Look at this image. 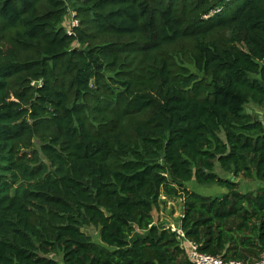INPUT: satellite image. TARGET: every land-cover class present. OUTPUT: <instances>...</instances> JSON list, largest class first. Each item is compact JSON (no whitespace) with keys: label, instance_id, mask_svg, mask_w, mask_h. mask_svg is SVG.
<instances>
[{"label":"trees","instance_id":"trees-1","mask_svg":"<svg viewBox=\"0 0 264 264\" xmlns=\"http://www.w3.org/2000/svg\"><path fill=\"white\" fill-rule=\"evenodd\" d=\"M189 241L264 251V0H0V264H193Z\"/></svg>","mask_w":264,"mask_h":264},{"label":"rangeland","instance_id":"rangeland-1","mask_svg":"<svg viewBox=\"0 0 264 264\" xmlns=\"http://www.w3.org/2000/svg\"><path fill=\"white\" fill-rule=\"evenodd\" d=\"M216 173L225 179H230L239 183L240 192L242 193H256L260 189L257 181H246L241 178H235L226 174L218 163L216 166ZM187 187L193 191L198 192L204 196L222 197L227 190L219 186L200 187L194 182L189 183ZM183 214L182 201L178 199H165L160 206L154 211V220L156 224H165L167 227H179L180 218ZM85 232L91 235L94 241L99 242L98 231L94 228H87Z\"/></svg>","mask_w":264,"mask_h":264},{"label":"built area","instance_id":"built-area-1","mask_svg":"<svg viewBox=\"0 0 264 264\" xmlns=\"http://www.w3.org/2000/svg\"><path fill=\"white\" fill-rule=\"evenodd\" d=\"M174 232H177L182 237H185V234L180 228H172ZM190 248V258L193 264H244L241 261H236L233 259L226 260L222 256H213L209 254L202 253L199 250V246L194 242H188ZM255 264H264V251L261 254L259 260Z\"/></svg>","mask_w":264,"mask_h":264},{"label":"crops","instance_id":"crops-1","mask_svg":"<svg viewBox=\"0 0 264 264\" xmlns=\"http://www.w3.org/2000/svg\"><path fill=\"white\" fill-rule=\"evenodd\" d=\"M172 228H175V229H177V228H179V227H174V226H173Z\"/></svg>","mask_w":264,"mask_h":264}]
</instances>
